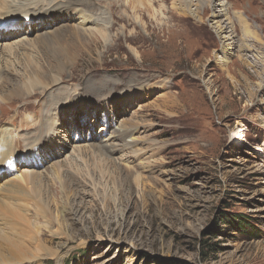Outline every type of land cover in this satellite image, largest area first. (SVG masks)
Wrapping results in <instances>:
<instances>
[{"label": "rangeland", "instance_id": "1", "mask_svg": "<svg viewBox=\"0 0 264 264\" xmlns=\"http://www.w3.org/2000/svg\"><path fill=\"white\" fill-rule=\"evenodd\" d=\"M78 1L80 10L94 5L92 20L70 10L54 26L80 28L86 47L49 68L56 82L0 94V139L10 145L0 197L9 179L24 183L38 172L50 180L46 169L57 160L83 172L85 160L89 169L103 160L109 168L82 179L62 213L60 194L56 201L46 194L50 219L37 214L30 237H8L32 256L19 264H264V0H225L234 41L214 31L203 0L200 16L187 0H143L136 8L135 0ZM4 2L0 18L30 19L21 10L28 1ZM179 4L185 12L174 9ZM36 38L31 29L0 37V49H12L0 52L11 80L39 69L22 64L40 54L37 47L18 46ZM121 123L133 136L92 155L89 144L107 142ZM40 144L51 146V160L36 168L26 159Z\"/></svg>", "mask_w": 264, "mask_h": 264}, {"label": "bare ground", "instance_id": "2", "mask_svg": "<svg viewBox=\"0 0 264 264\" xmlns=\"http://www.w3.org/2000/svg\"><path fill=\"white\" fill-rule=\"evenodd\" d=\"M28 1L26 4L28 5L27 10L22 6L24 13H28L30 15V19L25 21V19H17V20H7L4 18H0V37L8 38L9 36L21 32L25 30H35L37 34V38L34 41V44H29L28 40H21L18 46L22 49L25 46L30 47V50L37 47L38 52L40 54L37 55L36 58H29V56H24L25 60L22 64L31 67L32 64L39 66V69L33 70V75H25V77H18L15 76V79L11 80L12 78L8 77V72H6L5 68L3 67L2 61H5V58H0V80L2 81V85H0V94H5L10 96L11 94H17L20 92H30L33 85L35 83H40L47 81V83L56 82V77H52L48 70L51 67H62L68 64V51L71 49L72 51H78L81 47H86V42L84 41V37L82 38L83 42L80 41V35L82 34L80 28L69 25L65 29H62V25L54 26L60 20H58V15H61L64 12H70L79 10L80 13H86L85 17L88 21L91 19L92 14L90 9L94 5H90V7L80 10L78 8V0H25ZM33 1L34 5H33ZM65 1V2H63ZM90 1V0H89ZM202 0H187L190 14L193 16H197L200 14L198 13V5L201 4ZM205 3L203 5L209 6L211 9V26L213 27L214 31L221 34V38H224L225 41L233 40L234 41V27L229 15V9L225 0H215V3H211V0H203ZM84 2V1H82ZM132 2V1H131ZM0 5L5 6V2L0 1ZM191 4H194L195 7H192ZM88 4V3H87ZM118 4V3H117ZM175 4V2L173 3ZM34 6L30 8L31 6ZM143 0H135L131 5V8H136V6H142ZM89 6V5H88ZM173 5L174 9L182 10L185 12L184 7L181 4ZM47 7V8H46ZM208 7V8H209ZM3 8V7H2ZM22 11V12H23ZM39 11V12H37ZM37 12V13H34ZM21 13V12H20ZM236 13V12H235ZM238 14V13H236ZM3 14L2 16H4ZM31 15H33L31 17ZM239 15V14H238ZM26 16V15H25ZM241 16V15H240ZM238 16V17H240ZM122 18V17H121ZM92 20V19H91ZM61 24V23H60ZM243 29L247 33L249 32V24L245 21L242 22ZM69 33V40L71 41L66 42V34ZM103 33V32H102ZM100 31V35H102ZM65 36V37H64ZM102 37H104L102 35ZM90 41V40H89ZM229 42V41H228ZM17 44V43H16ZM229 44V43H227ZM247 46V44H246ZM11 47V46H10ZM17 47V46H16ZM13 48V47H12ZM19 48V49H20ZM90 48V47H89ZM246 48V47H245ZM8 49V50H7ZM23 50V49H22ZM21 50V51H22ZM28 50V49H27ZM249 50V49H248ZM9 51L12 53V49L10 50L7 46L0 49L1 55L7 53ZM24 51V50H23ZM245 51V50H244ZM36 52V51H35ZM60 52V53H59ZM28 53V52H26ZM72 53V52H71ZM31 54V53H30ZM73 55V54H72ZM34 57V56H33ZM18 59V58H17ZM8 59L6 60V62ZM19 63L21 61H18ZM75 62V61H74ZM72 63V62H71ZM32 78V79H31ZM47 83H45L47 85ZM9 85L10 87L6 89L4 86ZM6 89L7 91H4ZM100 89V88H98ZM37 98H41L38 96ZM27 103H24L26 107ZM31 108V107H28ZM107 121V118H105ZM42 125L39 127L41 129L47 128L49 123L45 124L44 119H42ZM107 123H109L107 121ZM125 124H117L112 126V130L109 131V135L111 139L107 142L103 143L99 142H91L89 144L90 150L92 155H97L100 157L102 154H106L111 152L113 148L117 145L120 146L121 143H124L128 138H131L134 134V128H128ZM239 132V131H238ZM240 133V132H239ZM4 138V137H3ZM0 141H4V139H0ZM14 142V140H13ZM1 149H0V162H3L4 165L8 161L6 152L10 147L6 141L0 142ZM51 149L50 145L40 144L38 148L34 151V156L30 155L26 159L29 160V165L39 168L40 166H44L48 163L47 156L49 154V150ZM88 149V150H89ZM132 151L134 149H131ZM80 152L79 149L74 148V152ZM90 152V151H89ZM32 153V152H31ZM11 154V153H10ZM51 155V154H50ZM37 156V157H36ZM38 160H36V158ZM41 157L42 159L38 158ZM35 158V159H34ZM45 158V161H44ZM33 159V160H32ZM73 160V159H72ZM107 160V159H105ZM62 161V160H61ZM84 165V172L81 171L80 167L75 164L73 161H68L65 159L63 162L54 161L48 168L46 169V176H50V180L44 179V176L38 172H32L29 175H25L24 183L20 181H16V179H9L5 184L7 188H4V193L2 189V194L0 197V251L4 252L0 254V263H11V264H19L23 263L22 261L28 260L32 258L29 255L27 250H24L25 245L20 242L18 239L10 240L8 237L10 234L16 235V238H21L20 235L30 237V233H35L34 226L37 225L39 220L34 219V216L39 214L41 218H44L46 221L50 219L51 210L46 206L47 197L50 191H52V199L54 201L58 200L57 192L60 194L59 199L61 200L60 203L62 207L60 208L61 213L66 210L64 206H67L68 203L70 204V200L78 194L79 187L82 184V179H86V176L92 178L96 173H100V176H103V173L106 170L101 169L105 166L103 160V166L99 167L97 164H93L89 169L87 167L88 163L85 160ZM49 165V164H48ZM109 168L108 166H105ZM5 168V166H4ZM10 166L6 167V171H9ZM82 174L83 176H80ZM21 177V176H20ZM22 178V177H21ZM48 178V177H47ZM1 189V188H0ZM4 198H11V200H15V203H6ZM4 199V200H3ZM49 204V202H48ZM55 204V203H54ZM58 209V208H57ZM38 217V216H37ZM51 221V220H50ZM15 224L22 226L24 225L25 228L19 227L20 231L16 232V228H18ZM33 231V232H32ZM7 251V253H6ZM5 254V255H4ZM29 255V257H28Z\"/></svg>", "mask_w": 264, "mask_h": 264}]
</instances>
